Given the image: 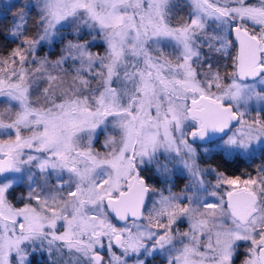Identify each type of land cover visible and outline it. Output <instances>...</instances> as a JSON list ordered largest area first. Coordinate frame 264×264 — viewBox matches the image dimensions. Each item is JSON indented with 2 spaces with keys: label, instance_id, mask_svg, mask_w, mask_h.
Returning a JSON list of instances; mask_svg holds the SVG:
<instances>
[{
  "label": "snow or ice",
  "instance_id": "obj_1",
  "mask_svg": "<svg viewBox=\"0 0 264 264\" xmlns=\"http://www.w3.org/2000/svg\"><path fill=\"white\" fill-rule=\"evenodd\" d=\"M225 156L264 157V0H0V264H264Z\"/></svg>",
  "mask_w": 264,
  "mask_h": 264
},
{
  "label": "trees",
  "instance_id": "obj_2",
  "mask_svg": "<svg viewBox=\"0 0 264 264\" xmlns=\"http://www.w3.org/2000/svg\"><path fill=\"white\" fill-rule=\"evenodd\" d=\"M208 160V164L212 165L213 167H219L221 170L226 171L229 175H237L236 171V165L235 161L229 158L228 156H225L223 159H220L218 157L216 158H205ZM155 183V181H153ZM158 187H162V185L157 184ZM177 186L182 187V181H177ZM177 188V190H178ZM159 258V257H158ZM159 261L158 259H156ZM155 261V262H157ZM162 263V262H161Z\"/></svg>",
  "mask_w": 264,
  "mask_h": 264
},
{
  "label": "flooded vegetation",
  "instance_id": "obj_3",
  "mask_svg": "<svg viewBox=\"0 0 264 264\" xmlns=\"http://www.w3.org/2000/svg\"><path fill=\"white\" fill-rule=\"evenodd\" d=\"M262 161H264V157L260 156H257L254 160L241 159L235 161L237 175H244L247 172L253 171V169L256 168Z\"/></svg>",
  "mask_w": 264,
  "mask_h": 264
},
{
  "label": "rangeland",
  "instance_id": "obj_4",
  "mask_svg": "<svg viewBox=\"0 0 264 264\" xmlns=\"http://www.w3.org/2000/svg\"><path fill=\"white\" fill-rule=\"evenodd\" d=\"M162 187H163V185H162ZM162 187H161V188H162ZM164 194L167 195V192H165ZM157 198H158V197H157ZM157 259H158L159 261L155 260V261H157V262L154 261V264H162V263H161V262H162V258H157Z\"/></svg>",
  "mask_w": 264,
  "mask_h": 264
}]
</instances>
